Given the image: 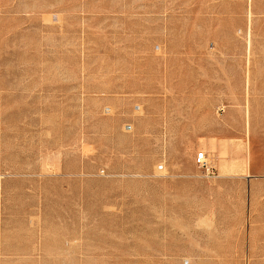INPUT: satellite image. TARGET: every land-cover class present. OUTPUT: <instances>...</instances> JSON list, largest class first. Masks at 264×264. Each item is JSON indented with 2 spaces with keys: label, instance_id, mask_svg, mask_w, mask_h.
Here are the masks:
<instances>
[{
  "label": "rangeland",
  "instance_id": "1",
  "mask_svg": "<svg viewBox=\"0 0 264 264\" xmlns=\"http://www.w3.org/2000/svg\"><path fill=\"white\" fill-rule=\"evenodd\" d=\"M0 264H264V0H0Z\"/></svg>",
  "mask_w": 264,
  "mask_h": 264
},
{
  "label": "built area",
  "instance_id": "2",
  "mask_svg": "<svg viewBox=\"0 0 264 264\" xmlns=\"http://www.w3.org/2000/svg\"><path fill=\"white\" fill-rule=\"evenodd\" d=\"M196 163L200 168L206 169L208 172L212 169L208 162L207 153L200 152L196 155Z\"/></svg>",
  "mask_w": 264,
  "mask_h": 264
}]
</instances>
